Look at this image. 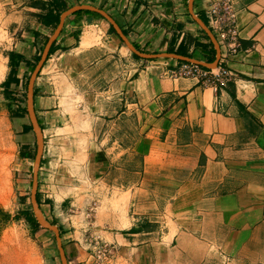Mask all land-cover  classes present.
<instances>
[{
  "label": "crops",
  "instance_id": "crops-1",
  "mask_svg": "<svg viewBox=\"0 0 264 264\" xmlns=\"http://www.w3.org/2000/svg\"><path fill=\"white\" fill-rule=\"evenodd\" d=\"M215 1L0 0L3 92L9 53L23 56L15 89L59 24L42 16L78 5L106 11L143 53L212 62L218 49L199 17L231 71L216 87L174 77L190 61L140 56L104 16L75 14L85 9L65 18L35 77L34 109L49 113L51 142H82L99 234L120 247L112 264L264 260V0H233L236 50L212 28Z\"/></svg>",
  "mask_w": 264,
  "mask_h": 264
},
{
  "label": "rangeland",
  "instance_id": "rangeland-1",
  "mask_svg": "<svg viewBox=\"0 0 264 264\" xmlns=\"http://www.w3.org/2000/svg\"><path fill=\"white\" fill-rule=\"evenodd\" d=\"M99 19L108 24L106 18ZM97 28L102 33L103 27ZM0 32V37H3ZM8 51L0 42V78L7 67L4 55ZM35 67L29 68L22 85L15 87L18 95L11 103L4 97L0 84V149L3 154L0 158V264L4 263L2 257L6 251L19 247L22 240H25L26 252L34 250L30 254L38 256L39 264H63L55 231L42 225L33 226L23 213L30 209L34 214L32 190L35 179L40 208L44 216L59 229L67 263L99 264L95 246L110 241L100 236L95 206H90L93 199H90L89 194L94 193L88 190L87 177L82 168V142H51L49 113L40 112L38 121L44 127L46 137L43 136V139L47 140V147L45 149L44 142L41 163L35 177L37 134L34 128L28 134L20 131L23 123L32 124L27 94ZM20 108L24 115L12 117L11 111ZM22 144H28L31 156H21ZM111 243L114 244L113 252L100 264H112L118 257L120 247L115 242ZM261 258L264 259V256ZM217 261L213 264H219ZM245 264H264V260Z\"/></svg>",
  "mask_w": 264,
  "mask_h": 264
},
{
  "label": "water",
  "instance_id": "water-1",
  "mask_svg": "<svg viewBox=\"0 0 264 264\" xmlns=\"http://www.w3.org/2000/svg\"><path fill=\"white\" fill-rule=\"evenodd\" d=\"M192 1V0H191ZM81 9H85V10H92L95 12H98L99 14H101L102 16H104L105 18H107L110 23L114 26V28L116 29V31L126 40L127 44L129 45V47L138 55L143 56V57H157V56H161V55H169V56H176L185 60H188L192 63H196V64H200L209 68H216L219 65V59H220V53H219V45H218V41L216 39V37L214 36V34L212 33V31L207 27V25L199 18L196 17V19L202 24V26L205 28V30L207 31L208 35L212 38L213 42H215L216 47L218 49V55L217 58L212 61V62H203L201 60L198 59H193L190 57H185V56H180V55H176V54H147V53H143L139 50H137L129 41H127L124 33L122 32V30L120 29V27L118 26V24L115 22V20L103 9L101 8H97L95 6L92 5H78V6H73L68 8L67 10H65L64 12H62V14L60 15V21L59 24L54 32V34L50 37L48 43L46 44L45 48H44V52L41 55V58L39 60V62L37 63L34 72L31 76L30 79V83H29V87H28V94H27V101H28V111L31 117V121H32V125L33 128L37 134V154H36V158H35V163H34V172H35V177H36V173L37 170L40 166L41 163V158H42V153H43V146H44V139H43V132L41 129V126L38 122L37 116L35 114V109H34V81H35V77L37 76L39 70L41 69V67L43 66L45 60L48 57L50 48H51V44L52 42L55 40V38L57 37V35L60 33L64 20L65 18L71 14L74 13L78 10ZM36 189H37V183H36V179L34 181L33 184V190H32V202H33V211H34V216L37 219V221L39 222L40 225L45 226L47 228H50L52 230L55 231V233L57 234V242H58V246H59V250L61 253V257H62V261L63 264H68L67 263V257L65 255V251L64 248L62 246L61 243V237L59 235V229L56 225L52 224L43 214L41 208H40V203L38 202L37 199V195H36Z\"/></svg>",
  "mask_w": 264,
  "mask_h": 264
},
{
  "label": "built area",
  "instance_id": "built-area-1",
  "mask_svg": "<svg viewBox=\"0 0 264 264\" xmlns=\"http://www.w3.org/2000/svg\"><path fill=\"white\" fill-rule=\"evenodd\" d=\"M209 20L212 28L222 42L233 50L240 47L237 12L233 0H217L208 8ZM174 77H194L201 83L217 86L224 79L231 76V71L220 64L216 68L204 67L191 62H181L171 72ZM96 247L97 261L106 259L113 252L114 244L103 242Z\"/></svg>",
  "mask_w": 264,
  "mask_h": 264
},
{
  "label": "trees",
  "instance_id": "trees-1",
  "mask_svg": "<svg viewBox=\"0 0 264 264\" xmlns=\"http://www.w3.org/2000/svg\"><path fill=\"white\" fill-rule=\"evenodd\" d=\"M81 12H87V13H91V14H95L96 16L102 17V15H100L97 12H93V11H89V10H85V11H78L75 14L81 13ZM60 18V14H53L52 12H49L48 14H46L45 16H42L43 22L45 24H58L59 23V19ZM111 30L113 32L116 33L114 27L111 25ZM51 52V51H50ZM10 58H11V65H12V69L8 75V77L6 78V80L3 82L4 85V97L9 100V102L11 103L12 101L16 100V96L18 95L16 92V89L11 88V84L12 83H18L19 82V78L16 77L17 74V70L18 67L20 65V62L23 60V56L20 54H16L15 52H10L9 53ZM137 56V55H136ZM38 59H40V56H38ZM212 61V60H211ZM30 63V62H29ZM28 63V64H29ZM24 115L23 113V109H16V110H12L11 111V116L12 117H22ZM33 128L32 124H27L25 125L24 131L27 132L29 130H31ZM21 156L22 157H28L31 156V152L28 149V146L26 144H22L21 145V150H20ZM38 202L39 198L37 196ZM24 215L26 216V218L28 219V221L30 222V224H32L35 227H40L39 222L37 221V219L35 218L33 212L30 209H26L24 210ZM4 214H7L6 212Z\"/></svg>",
  "mask_w": 264,
  "mask_h": 264
},
{
  "label": "bare ground",
  "instance_id": "bare-ground-1",
  "mask_svg": "<svg viewBox=\"0 0 264 264\" xmlns=\"http://www.w3.org/2000/svg\"><path fill=\"white\" fill-rule=\"evenodd\" d=\"M87 37L92 38L93 36L87 35ZM2 155L3 154H2L1 149H0V158ZM25 244H26L25 240H22V242H20L19 247L15 246L13 251H11L12 249H9L10 252H8L9 250L6 251V253L2 257L4 263L5 264H29L32 261L30 264H39V262L37 260L38 256L37 257L35 255L31 256V254H30V253H34V250H33V252H32V250L31 251L27 250L28 252L25 251V247H26Z\"/></svg>",
  "mask_w": 264,
  "mask_h": 264
}]
</instances>
